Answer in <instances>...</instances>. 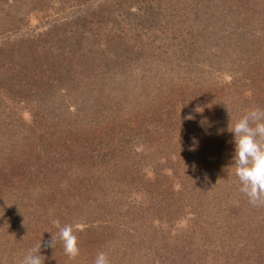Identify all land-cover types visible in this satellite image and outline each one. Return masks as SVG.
<instances>
[{
    "label": "trees",
    "instance_id": "trees-1",
    "mask_svg": "<svg viewBox=\"0 0 264 264\" xmlns=\"http://www.w3.org/2000/svg\"><path fill=\"white\" fill-rule=\"evenodd\" d=\"M5 11L0 32L17 26ZM55 14L53 36L0 44V264L41 242L44 264L93 249L110 264H264V205L240 192L228 131L264 109V0H63ZM137 141L172 167L149 177ZM113 182L126 197H100ZM53 219L82 224L75 260L45 246Z\"/></svg>",
    "mask_w": 264,
    "mask_h": 264
},
{
    "label": "clouds",
    "instance_id": "clouds-1",
    "mask_svg": "<svg viewBox=\"0 0 264 264\" xmlns=\"http://www.w3.org/2000/svg\"><path fill=\"white\" fill-rule=\"evenodd\" d=\"M199 111V109H197ZM187 119L193 117L189 115ZM228 131L234 134L235 152L233 166L243 193L253 206L264 205V109L253 108L241 118L228 125ZM52 224L58 230L52 233L46 247L55 249L58 240L63 244L64 253L71 260L80 255L78 239L72 225H61L59 219ZM42 242L29 250L21 264H44L45 257L40 255ZM94 264H110L107 254L100 252Z\"/></svg>",
    "mask_w": 264,
    "mask_h": 264
},
{
    "label": "rangeland",
    "instance_id": "rangeland-1",
    "mask_svg": "<svg viewBox=\"0 0 264 264\" xmlns=\"http://www.w3.org/2000/svg\"><path fill=\"white\" fill-rule=\"evenodd\" d=\"M32 1L33 0H27V1L25 0V2L28 3V5H26V6L24 5L23 11L22 10L18 11V9L16 7V4L18 6H21L22 5V1H18L17 0V3H16L15 0H8V5H10L11 14L8 13L7 11H5L7 14L10 15V17H8L7 19L10 20L11 22L17 23V26L16 27H9L10 31H8V32H6V31L0 32V44H4L5 42H7L9 40H15V38H21L23 40L32 41L33 39H37V37L40 34H43V33H44V35H43L44 39L48 38V36H47L48 33H49V36H51V35L53 36V34H51L50 31H53L54 25L55 24L59 25L60 24V20L63 18V16H61V15L58 16V15L55 14L56 10L62 5V1L63 0L48 1V2H50L48 8H47V3H46L47 0L46 1L44 0L43 5H42V7L40 9H44V8L49 9L47 12H44V11L41 12V11H37V10H32ZM74 8H75V11L77 12V15H79L80 9L78 7H75V5H74ZM17 29H20V30L16 31ZM0 31H2V28H0ZM54 36L58 38L59 37L58 32L54 33ZM225 66H227V65H225ZM225 81L231 83L230 76H227L225 78ZM232 88H234V87H232ZM229 98L230 97L228 96V100H229ZM21 111L23 112L22 114H23L24 118L28 119L29 118L28 113L25 110H21ZM134 148H135V146L132 147L133 151H135ZM136 150H137V157H138L137 159H138V161H140V164H142L141 165L142 166V171L144 173H146L147 175H149V177H151L153 175L152 172H153L154 168L157 167V165H163L164 167L168 166V168H169L171 166V162L175 160L174 157L172 156V159L170 160L171 161L170 163L169 162L165 163L164 159H162V161H161L162 164L155 163L159 158H161L164 155H156L155 154V157H159V158H156V159L152 160L151 158L147 157L148 156V154H147L148 147L145 146V149H144V147L141 145L140 141H137ZM108 183H110V181ZM107 184L104 186L103 191L100 193V197H102V198L105 197V196L109 197V198L110 197L115 198V196H117L118 193H121V192H123L121 194V197L124 198V197H126V194H127L126 192L129 191V188L126 189L127 191H124V189H121V186H120L121 184H118L116 182H113V184H111L110 187H107ZM117 185H118V187H117ZM134 198L136 200L135 202H138L141 199V197L139 195L135 196ZM128 202L132 203V196L128 199ZM91 206H92V202H90V208H91ZM83 216H86V214L83 215ZM122 225L124 226V224H122ZM182 226L183 225H181V227ZM82 227L83 226H82L81 223L77 224V225H73V229L74 230L75 229H82ZM46 230H48V229H43V228L39 229L40 232H44ZM27 233H29V231ZM21 234H24V233H21ZM48 235H49V233H48ZM83 235L87 236L86 234H83ZM26 237H28L27 234H25V238ZM19 239L21 240L22 237L21 236H15L14 238H10V242H17V241L19 242ZM83 241H85V237H82L78 241V247L79 248L82 247ZM24 243L30 244L29 239H26L24 241ZM93 252L94 253L90 254V256L89 255L87 257L85 256L87 259H90V260H86L85 261L86 264H88L90 262H91L90 264H94V261L96 259V255L95 254H98V253L103 252V251L98 252L97 250L93 249ZM85 257H84V259H85ZM120 257H121V254L117 255L114 252L113 258H117L118 259ZM135 258H136V260H140L141 259L139 257H135ZM120 260H135V259L132 258V257H129V258H123V259H120Z\"/></svg>",
    "mask_w": 264,
    "mask_h": 264
}]
</instances>
